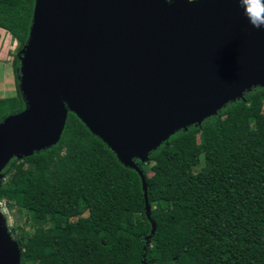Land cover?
I'll return each mask as SVG.
<instances>
[{
	"label": "trees",
	"instance_id": "16d2710c",
	"mask_svg": "<svg viewBox=\"0 0 264 264\" xmlns=\"http://www.w3.org/2000/svg\"><path fill=\"white\" fill-rule=\"evenodd\" d=\"M35 0H0V29L26 45ZM0 99V124L25 110ZM134 162L142 177L69 112L51 148L3 170L0 202L28 212L21 264H264V87L176 131ZM153 224L155 231L152 233Z\"/></svg>",
	"mask_w": 264,
	"mask_h": 264
},
{
	"label": "water",
	"instance_id": "95a60500",
	"mask_svg": "<svg viewBox=\"0 0 264 264\" xmlns=\"http://www.w3.org/2000/svg\"><path fill=\"white\" fill-rule=\"evenodd\" d=\"M18 58L26 108L0 124V187L11 160L56 145L73 112L139 172L149 219L134 158L264 87V29L237 0H35ZM21 253L0 211V264Z\"/></svg>",
	"mask_w": 264,
	"mask_h": 264
},
{
	"label": "rangeland",
	"instance_id": "374dc122",
	"mask_svg": "<svg viewBox=\"0 0 264 264\" xmlns=\"http://www.w3.org/2000/svg\"><path fill=\"white\" fill-rule=\"evenodd\" d=\"M18 47V43L11 35L0 29V99L15 97L17 94L13 60L15 56L20 57ZM143 164L148 175L151 176L152 172L149 166ZM0 211L4 216L9 232L11 230L15 231V237L33 232L31 218L26 210L20 208L11 210L3 201L0 202Z\"/></svg>",
	"mask_w": 264,
	"mask_h": 264
},
{
	"label": "clouds",
	"instance_id": "9594fccd",
	"mask_svg": "<svg viewBox=\"0 0 264 264\" xmlns=\"http://www.w3.org/2000/svg\"><path fill=\"white\" fill-rule=\"evenodd\" d=\"M249 24L255 29H264V0H237Z\"/></svg>",
	"mask_w": 264,
	"mask_h": 264
}]
</instances>
